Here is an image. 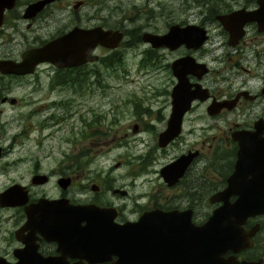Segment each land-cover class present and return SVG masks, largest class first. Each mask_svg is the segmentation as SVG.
Returning a JSON list of instances; mask_svg holds the SVG:
<instances>
[{
  "label": "flooded vegetation",
  "instance_id": "af4514ba",
  "mask_svg": "<svg viewBox=\"0 0 264 264\" xmlns=\"http://www.w3.org/2000/svg\"><path fill=\"white\" fill-rule=\"evenodd\" d=\"M201 1V6L192 7L191 21L181 24L172 15L170 19L167 17L164 25H158L159 18L164 17L160 1L146 0V4L139 6L138 0H127L126 3L121 1L125 6L120 3L112 6L108 0H0V60L11 63L22 62L27 50L43 47L74 27L90 29L101 26L123 33L118 47L97 44L92 51L96 58L78 65H58L43 59L37 61L29 72L0 70V105L4 106L0 108L1 114H5L7 106L22 104L28 107L38 103L39 111H47L40 119L61 120L67 100V82L82 81L85 73H92L96 78L100 63L113 65L115 60L111 58L115 55L121 59L123 43L144 44L139 51L140 68L150 74L153 63L154 66L158 64L164 78L162 93L166 96L154 102L161 91L152 95L148 92L146 105L142 102L135 104L137 108L130 112V123L117 130L115 120L121 116L111 107H108L111 114H102L98 107L92 106L89 117L81 111V128L88 127L90 134L99 119L110 121L102 142L108 144L110 148L107 149H111L112 157L116 159L69 161L51 172L41 170L36 163L30 172L31 185L14 181L25 186L28 199L23 204H0L4 209H12L7 217L0 214V231L4 232L0 235V256L17 262L19 257L15 252L20 253L25 247V239L36 244V251L44 257L61 254L55 235L64 231L61 225L57 226L67 220L68 215L64 212L52 217L38 215L34 220L36 224L20 230L27 220L25 206L38 202L40 198L65 199L66 205H77L79 231L91 226L87 224L91 217L85 214L92 215L94 211L107 219L112 218L114 223L123 224L136 221L142 214L153 210H190L192 220L200 224L222 203L221 200L212 201V196L226 187L239 149L264 144V28H259L256 20H248L242 24L243 33L232 36V23L238 25L240 20L224 25L218 18L234 10L255 9L259 6L258 0ZM116 11H122L118 19L113 18ZM174 23L199 25L204 28L206 36L199 45L182 43L173 48L167 45L153 47L143 40L146 33H165ZM135 36L140 39L134 40ZM150 51L156 52V57L148 64ZM136 52L135 56L139 53ZM186 56L189 64L179 63L177 69L187 70L189 90L197 95L182 114L179 132L166 141L162 134L168 128L173 108L172 91L178 82L172 64ZM55 94L58 96H53ZM31 109L19 110L17 115L30 116ZM258 120H261L260 127L256 126ZM109 133L112 135L110 139L107 138ZM128 134L133 137H128L127 144H124V136ZM120 146L128 151L126 158L122 153L114 155L113 150L118 151ZM187 155L191 158L184 167L178 165L174 170H166L169 163ZM36 176V179H46L33 181ZM52 176H55L54 183L58 188L56 193L34 190V186L48 184ZM236 198L237 195L231 194L228 200ZM1 220L10 222L12 228L3 230ZM40 222L55 223V235L38 226ZM242 227L241 243L245 245L235 252L228 249L224 256L235 254L239 260L264 264V213L248 216ZM2 242L5 245H1ZM64 252L66 256L61 260L64 264H111L117 257L115 253L106 252L90 255L87 259L84 250L78 247H68ZM168 252L171 253L170 264H179L177 251Z\"/></svg>",
  "mask_w": 264,
  "mask_h": 264
},
{
  "label": "water",
  "instance_id": "95a60500",
  "mask_svg": "<svg viewBox=\"0 0 264 264\" xmlns=\"http://www.w3.org/2000/svg\"><path fill=\"white\" fill-rule=\"evenodd\" d=\"M258 2L259 6L255 9L234 10L218 18L224 25L232 20H240L238 25L232 23V36H240L243 33L242 24L248 20H256L259 28H264V0ZM122 35L117 29H104L101 26L90 29L74 27L43 47L27 50L22 62L0 60V70L29 72L37 61L43 59L52 60L58 65H78L96 58L92 51L97 44L108 48L118 47L123 39ZM205 36L204 28L199 25L174 23L165 33L148 32L142 38L153 47L167 45L173 48L182 43L187 46L199 45ZM179 63L189 64V57L179 58L172 64L178 82L172 91L173 108L168 128L162 134L166 141L179 132L182 114L189 107L191 99L197 95L189 90L187 70L177 69ZM260 124L261 120H258L256 126L260 127ZM1 151L0 145V156ZM190 158L191 155L181 156L169 163L166 170H174L178 165L184 167ZM36 178L37 176L33 181L43 182L46 179ZM231 194L237 195L234 201L228 200ZM27 199V190L21 183H13L0 191L1 205L23 204ZM64 200L40 198L38 202L26 205L27 220L20 228L32 227L36 224L34 220L38 215L52 217L64 212L68 218L62 224L57 223V226L61 225V229L64 228L60 234L53 222L38 224L53 235L57 232L55 237H58L61 254L44 257L36 251V244L25 239V247L20 253L15 252L19 260L11 262L0 256V264H64L61 260L65 258L64 251L68 247L82 248L87 259H90V255L115 253L117 257L111 264H170L171 253L168 251L172 250L177 251L179 264H262L260 261L239 260L235 254L224 256V253L228 249L235 252L245 245L241 243L242 224L248 216L264 213V144L261 147L243 146L239 149L234 171L228 177L226 187L212 196V201L221 200L222 203L200 224L192 220L190 210H153L142 214L136 221L123 224L114 223L112 218L107 219L105 215L94 211L92 215L85 214L91 217L87 222L91 226L79 231L76 224L77 205H66Z\"/></svg>",
  "mask_w": 264,
  "mask_h": 264
},
{
  "label": "rangeland",
  "instance_id": "374dc122",
  "mask_svg": "<svg viewBox=\"0 0 264 264\" xmlns=\"http://www.w3.org/2000/svg\"><path fill=\"white\" fill-rule=\"evenodd\" d=\"M108 1L112 6L114 3L125 6L124 3L127 0ZM121 1L124 3L122 4ZM153 1H160L159 4L164 13V17H160L157 21L158 25H164L168 19L167 17L170 19L172 15H174V20L181 24L191 21L193 16L190 11L194 10L192 7L202 5L201 0ZM193 1L196 3L193 4ZM138 3L139 6L143 3L146 4V0H138ZM121 14L122 11H116L113 18L118 19ZM135 37L134 40L140 39V36ZM129 45L127 43L121 45V59L120 56L115 55L111 58L112 61L115 60L113 65L107 66L106 63H100V71L96 78L92 73H85L82 81L78 79L74 83L67 82L65 86L67 87L65 89L67 100L64 104L63 114L60 116L61 120L40 119L44 114H47V111L45 113L39 111L38 103L28 106L32 108L30 116L20 117L17 115L20 114L19 110L28 108L22 104L19 107L7 106L4 110L5 114L0 113V145L4 148L0 156V191L14 181L31 185L30 172L36 163L39 164L41 170L51 172L52 169H58L69 161H89L95 158L99 161H114L116 159L112 157L111 149H107L110 148L107 147L108 144L102 142L106 136L103 135L104 131H107L109 127L107 123H110V121L99 119L97 126L93 128L94 132L90 134L88 127L82 126L86 131L81 128L79 118L81 111L87 113L89 117L91 113L89 108L94 106L98 107V111L102 114H111L112 111L119 113L121 119L115 120L118 123L115 125L117 127L115 130H117L120 129L119 126H127L130 123L132 115L130 112L135 111L134 108H137L135 104L142 102L144 105L147 102L148 92L152 95L153 92L161 91L154 102L166 97L162 93V80L164 78L158 64L154 66L153 63L150 74L142 72L140 68L141 53L139 51L143 49L144 44L136 45V43H133ZM106 52L104 51V53ZM134 52L137 53L136 56ZM149 57L147 63L151 64L150 60L156 57V52L150 51ZM154 67L160 68V70H156ZM145 87H147V91ZM96 90L97 94H95ZM21 93H23V90H21ZM57 94L53 96H58ZM110 102L112 103L110 104ZM3 107L0 105V108ZM108 107L113 110L109 111ZM25 112H28V110ZM113 132L114 130L110 133ZM110 133L107 135L109 139L112 136ZM84 136L85 139L83 140ZM88 136H90L89 139ZM128 137H133V135L124 136L123 142H126ZM121 144L122 142L119 145ZM124 144H127V142ZM117 149L118 151L113 150L114 155L117 156L122 153L125 158L128 156L125 147L120 146ZM107 164L104 163V165ZM54 178L55 176H52L51 181L46 185L34 186V190L56 193L58 188L54 183ZM10 213H12V209L0 207V214L4 217H7ZM1 227L3 230L8 231L12 228V224L7 220H1ZM3 234L4 232L0 231V235ZM1 245H5V243L2 242Z\"/></svg>",
  "mask_w": 264,
  "mask_h": 264
}]
</instances>
